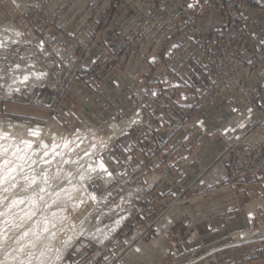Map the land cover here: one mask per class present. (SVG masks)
Listing matches in <instances>:
<instances>
[{"label": "crops", "instance_id": "0c3cea01", "mask_svg": "<svg viewBox=\"0 0 264 264\" xmlns=\"http://www.w3.org/2000/svg\"><path fill=\"white\" fill-rule=\"evenodd\" d=\"M161 4L175 14L184 27L181 33L173 34L164 41L167 55L164 65H154V69L150 68V74L143 72V56L148 55L150 44L142 42L135 47L124 70L121 66L113 65L101 71L97 78H91L83 71L64 93L56 97L45 93L43 105L34 107L31 120L57 118L72 122L89 121L98 125L115 120L135 110L137 100L133 91L136 84L143 82L146 84V118L132 125L117 139L113 153H116V148L126 145L136 151L135 155L141 162L149 165L174 156L175 149L170 146L172 143L177 149L180 148L185 157L195 155L194 147L200 144L197 161L191 167L175 166L173 169L177 172L173 171L172 176L174 181L179 182L177 186L191 183L188 193L195 196L220 186L228 178V166L239 152L229 145L221 159L218 156L227 141L234 144L242 136L253 121L255 111L232 90L219 94L211 102L197 103V96L211 80L207 65L198 58L197 43L205 42L211 47L216 45L223 21L219 7L212 0H161ZM1 9L6 17L14 18L8 5H3ZM89 14L93 16L89 37L91 49L85 64H90L92 59L114 46L118 34L127 31L132 19L141 15V7L135 0H71L57 16L51 33L72 34L80 31L82 41H88L85 29H80L74 18L78 16L83 20ZM241 18L239 49L247 60L252 61L264 43V0L247 2ZM143 74L148 76L143 77ZM254 87L264 102V90L257 81ZM169 89L174 93L172 98L164 96ZM233 97L237 102L231 104L229 101ZM134 137L139 138L141 143L133 144ZM263 173L264 170L258 175L243 178L257 183L251 189L236 188V192L231 193L236 200L225 207L226 213H214L210 209L212 206H209L207 209L213 213L194 220L192 230L188 231L185 222L190 220V214L176 207L128 253H121L119 245L104 251L98 249V263L165 264L168 258L181 263L191 258L190 252L193 250L202 253L206 248H215V252L208 256L210 263L200 261L195 264H264L261 253L264 244L225 246L231 234L250 226L241 206L248 198L264 195ZM223 190L226 191L225 188ZM221 203L222 200L218 205L220 208L224 206ZM190 232H195V236L188 240ZM173 245L177 246V250L172 249ZM89 248L87 241H77L69 252L71 261L85 260V255L90 253Z\"/></svg>", "mask_w": 264, "mask_h": 264}, {"label": "rangeland", "instance_id": "374dc122", "mask_svg": "<svg viewBox=\"0 0 264 264\" xmlns=\"http://www.w3.org/2000/svg\"><path fill=\"white\" fill-rule=\"evenodd\" d=\"M18 1L32 3L29 6L22 5L21 9H24L23 16L19 15L11 0H0V17H2V20H0V26H2L8 19H11L14 23L20 24L19 27H21V29L27 33L25 36L24 33L22 34L21 29H1L5 24L0 28V125L2 126L0 128V133L6 134L0 137V172L1 168L4 166L11 167L15 170V175L12 178H9L10 182L0 185V205L2 201L9 200L13 197L10 196V193L14 190L21 189L23 193H27L28 191L22 188L26 187V183L31 176L35 175L36 173L39 176H42L47 171H49V173L43 188L35 189V191L32 192V196H30L28 200V202L30 200L38 201V205L24 204L22 208L27 210V215L13 221L11 224H9V229L7 232L0 235V256L2 254H7L14 256L19 262H27V260L32 257L31 252L34 250V246L27 241H24V230L27 227H35L37 224H40L41 221H46L47 223L50 222L53 228H56V240L48 244L46 251L49 261L46 264H50L51 262L54 264H100L98 263V249L104 251L111 249L113 245H119L120 251H122L121 253H128L135 247V245L138 244L139 241L146 239L151 231L156 227L157 222H160V220L164 219L176 207H181L190 214V220L186 221L188 223H193L194 220L204 218L213 212L220 213L224 211L226 213L225 207L234 204L233 202L236 200V198L232 197L231 195L232 191L223 190L224 186H228L233 181H237V178H234L232 175H230V164L228 166V170L230 172L229 178H227L220 186L218 185L217 187L211 188L210 190L202 192L199 195L196 194L195 196H192L190 193H188L191 183L187 186H177L179 182L174 181L172 178L173 171H176V169H173L175 166H177L176 168L191 167L197 161V156L200 151V144H196L194 147L193 153L195 155L185 157L183 156L182 152L179 151L180 148L177 149L176 145L172 143L170 146H172L171 148L175 149L173 151V154H175L174 156L172 155V157L170 156L167 159L165 157L161 159L160 163H151L149 165H145L143 162H141L135 155L136 151H134V149H129V147H126V145H122L123 147L121 148H116V153H113V148H115L114 146L117 139L123 135V133L127 132L132 127V125L142 122L146 118V95L144 91L146 84L143 82L136 84V87L133 91L134 98L137 100V107L135 110L132 113L115 120L101 123L100 125L89 121L72 122L57 118L31 120V115L34 113V107L43 105V96L45 93L51 94L55 97L64 93L72 85V83L81 76L83 71H86L91 78H97L101 71L113 65L121 66V68L124 70L126 68V62L129 60L133 52H123L118 55L116 61L111 63H106L105 60L100 58H102L108 50L115 48L118 43L122 42V39L125 38L124 34L130 29L132 22H130L127 31L118 34L117 41L112 48L102 52L96 59L94 58L95 60L92 59V65L91 63L85 64V58L91 49V40L89 37L91 36L90 23L93 18L92 14H89L88 17L83 20L78 16L74 18L75 21L80 25V29L81 27L82 29H85V36L88 38V41L85 40L83 42V35L79 33L80 31L72 32V34H61L57 32L53 35L51 33V29L55 25L57 16L66 9L71 0H66L65 2L64 0H53L49 4L50 11L47 12L45 9L48 0H17V2ZM3 5H8L10 7L11 13L14 14V18L6 17V13L1 9ZM48 12H50L48 16L52 19V21L46 29L47 36L44 37L49 38V41L45 42V40H43L44 44L39 49L34 34L32 32L30 33L28 29L33 24H35L37 29L42 32L43 17H46ZM29 19H32V22ZM105 25H107V23ZM28 33H30V35H28ZM19 34L20 38H17L16 35ZM37 37L40 39L38 35ZM72 38L73 42H71V44H73L74 48H77V51L73 54L75 59L70 61V59L67 60L65 58L66 53H63V50L67 48L70 43L69 39ZM15 40H20V42ZM59 44H62L61 46L64 48H56L59 46ZM154 48V46H150L148 55L143 56L142 61L141 69H143V72L146 71L149 74L152 72L150 71V68L154 69V65L161 67L166 63L167 59L165 47L163 53L157 58H154L153 56ZM98 59H100L99 63H97ZM71 62L72 69L70 68ZM25 64L26 67L23 68L24 70H19L17 74L13 73L15 67H18V65L23 66ZM38 70L39 73H37ZM66 72H68V76L66 80L60 84ZM144 76L147 77L148 75L143 74V77ZM25 77L28 78L29 82H27ZM14 82L15 84H13ZM17 86L18 90L20 89L19 92L17 89H15ZM8 87H11L12 93L7 91ZM135 93L138 97L135 96ZM141 94H143V97H140ZM164 94L166 98H172L174 93L172 92V89H169L164 92ZM139 110L142 116L140 120L130 125L129 129L124 131L116 139L110 149H105L93 158L94 162L103 164L107 172H109L110 177L107 180L99 176V174H92L88 177L83 175L82 181L79 174L76 177L66 179L64 184L61 183V178L65 176L64 175L60 177V170L62 169L60 168L57 170L52 168V170L50 167L51 163H55V160L57 161V165H60V167L63 166L65 160L63 158L54 157V155L61 151L59 150L61 149L59 145H62V143H60V140H56V144H53L55 137L52 135H49L50 137L47 136L49 138L44 137V142H47L44 144L42 141L41 145H37V147L31 151V156H22L18 154L16 150L18 143L19 145L21 144L29 148L32 147L33 144H36L35 142L38 141H34L33 139H36L35 137H38L43 131V127L49 123L58 125L59 127H57L60 130H64L66 133H77L79 130L88 127L91 129L96 128L97 131L104 134L109 132V125L116 124L118 121L120 122L124 118H131ZM10 124L14 125V127H21L24 132L21 131L22 134L20 133V135H17V128L11 129ZM33 132H37L38 135H34ZM72 135L73 138L77 136L75 134ZM48 140L49 145L51 144V148L48 145ZM15 141H18V143H15ZM123 141L124 140H122V142ZM24 142H28L30 144ZM139 142V138L136 137H134L132 140V143L135 145L139 144ZM86 150L90 151L91 149L88 147ZM65 184L70 185L71 188H67L68 190L66 188L64 189V187L67 186ZM240 186V184L233 185L234 191L236 192V188H241ZM78 187H80V191L78 190L79 192L84 191L85 195L91 192L95 197H97V199L100 200L98 205L95 206L93 199H87V196L81 197L83 201H81V198H77V200H80V204L73 206L72 204L70 205L69 203L63 202L60 199L57 200L56 198L54 203H50L49 205L42 204L43 201L47 202L48 196L52 197L54 193H58L60 198L61 195H65L66 192L71 193L75 188L78 189ZM75 195H77V193H75ZM65 196H67V194ZM84 198H86L87 201L86 199L84 200ZM221 200V205H224L222 208L218 206ZM244 203L245 204L241 206V210L246 212L248 224H250V226L245 230L231 234L225 246H239L235 244V239L232 237L233 235L249 230L254 231V233L251 235L248 234L247 237H253L256 236L258 231L251 229L264 230V195L260 197L248 198L247 202ZM211 204H215L217 207H214ZM209 206H212L210 209H213V212L207 209ZM256 206L259 207L257 209L258 214L256 217L250 220L248 212L252 213ZM215 208L220 209L215 211ZM73 209L77 210L74 211ZM63 211H67V214H65L66 216L68 215L66 219L69 222L67 220L64 221ZM123 215H125V217L122 222H120V217ZM5 217L6 215H2V220ZM86 217L88 218L89 222L88 227L93 226V228L96 227L94 230H98V228L99 230L96 231L97 233L94 230L90 233L87 231H84L85 233H81L76 242L81 240L87 241L90 246V253L85 255V260L74 263L69 257V252L76 242L68 250L65 256L61 255L60 253V249L62 248L61 245H63V241L68 236L69 230L71 229V226L69 225L70 221L73 223H79ZM23 221L25 224H18L19 222ZM251 224L254 225V228L251 227ZM112 228H114V231ZM186 228L188 231L192 230V227L188 228L186 226ZM249 231L244 233L246 234ZM193 233L190 232L188 237H190ZM244 233L242 235L246 237ZM40 234L45 233L34 234L29 240L32 242H38L41 240L40 238L44 237V235ZM261 235L262 234L260 233L257 238L259 239ZM38 236L39 238H37ZM192 236H195V234ZM133 237L136 239L129 243ZM36 239H38V241H36ZM246 244H264V241L257 240ZM211 249L215 248H206L202 253H198L196 251V255H201ZM261 253H263L262 256H264V251ZM211 255L212 254L208 256ZM55 259L58 260L55 261ZM191 260H193V258H189L181 263H177L175 259L168 258L165 264H189V261ZM206 261L210 263L209 257H206L204 260H202V262ZM0 264H4L1 258Z\"/></svg>", "mask_w": 264, "mask_h": 264}, {"label": "built area", "instance_id": "2783aa9c", "mask_svg": "<svg viewBox=\"0 0 264 264\" xmlns=\"http://www.w3.org/2000/svg\"><path fill=\"white\" fill-rule=\"evenodd\" d=\"M11 1L21 16L24 15V9H21L22 5L29 6L32 4L30 2H17V0ZM52 1L53 0H48L45 9L46 12L50 11L49 4ZM65 1L66 0H64V2ZM135 1L142 8V13L132 20L131 27L128 32L124 34L125 38L122 39V42L118 43L115 48L108 50L107 53L100 58L105 60L106 63L116 61L118 55L123 52H133L135 47L144 41H147L151 47H155L153 49V56L157 58L164 51V40L171 38L173 34L181 33L184 29L183 24L178 20L177 16L162 6L161 0ZM212 1L219 7L223 21L214 47L208 46L205 42L197 43L198 58L207 65L211 78L207 88L197 96L198 104L211 102L219 94L232 90L238 93L245 104L255 111L253 121L246 127L242 136L234 144H230L232 150L237 147L241 148L239 154L230 162V175L237 178V181H233L228 186H224L226 191L234 192L233 185L235 184L241 185L240 190H242V188L251 189L257 182H248L243 178L245 176L256 175L264 170V102L261 100L260 95H258L254 87V82L257 81L264 90V43L261 44L258 54L252 61L247 60L239 49V35L242 26L241 12L245 4L250 0ZM49 13L50 12L47 13L46 17H43L42 32L37 29L35 24L28 29V31L31 30L36 37L37 35L40 37V39L37 38L42 44H44L43 40H45V42L49 41V38L44 37L47 36L46 29L52 21L48 16ZM29 20L32 22V19ZM4 24L14 29H21V27H19L20 24L14 23L11 19H8ZM2 26H0V28ZM21 30L24 31L23 29ZM73 38L69 39V45L63 50V53H66L65 58L67 60L70 59V61L75 59L73 54L77 51V48H74L73 44H71ZM61 45L62 44H59L56 48H64ZM100 59H98L97 63L100 62ZM70 68L72 69V62ZM67 76L68 72L65 73L60 84L66 80ZM135 96L138 97L136 93ZM140 97H143V94H141ZM236 102L237 99L234 97L229 101L231 104ZM257 209L256 215L258 214ZM221 213L225 212L222 211ZM185 225L191 228L193 223L185 222ZM251 227L254 228V225L251 224ZM194 234L195 232L191 234V236ZM237 235L238 234L232 236L235 241V236ZM191 236L188 237V240L192 238ZM134 239L136 238L133 237L129 243ZM257 240L264 241V233H262L259 239L255 238L240 243L235 242V244L243 245ZM172 248L173 250H177L176 245H173ZM215 250L216 249H211L201 255H196V251H191L190 256L193 260L189 261V264L204 260L208 255L213 254ZM206 263L209 262L206 261Z\"/></svg>", "mask_w": 264, "mask_h": 264}, {"label": "bare ground", "instance_id": "6f19581e", "mask_svg": "<svg viewBox=\"0 0 264 264\" xmlns=\"http://www.w3.org/2000/svg\"><path fill=\"white\" fill-rule=\"evenodd\" d=\"M5 26L6 25H4L1 29L5 30V29L9 28V29L14 30V28H12L10 26L9 27L8 26L5 27ZM29 31H30V33L32 32L31 30H29ZM23 33L26 36L27 33L24 32V31H22V34ZM30 33H28V35H30ZM34 36H35V34H34ZM16 37L17 38H20V34L19 35H16ZM35 39L37 40V43H38L37 45H38V47L40 49L43 46V44L40 42V40L36 36H35ZM15 41H19L20 42V40H15ZM34 63H36V62H34ZM26 64L23 65V66L22 65H18V67H15L13 73L17 74L19 70H21L24 67H26ZM33 66H35V65H33ZM37 73H39V70H38ZM25 74H27V73H25ZM30 74H32V73H30ZM29 77H30V75H29ZM45 78H46V76H45ZM33 80H35V79H33ZM27 82H29L28 81V78H27ZM47 83H48V81H47ZM13 84H15V82ZM25 86H27V85H25ZM11 87H8L7 88V91L9 93H12L11 92ZM29 87H31V86H29ZM22 88H23V86H22ZM15 89L18 90V86ZM31 89H29V90H31ZM19 90H18V92H19ZM141 117H142L141 116V112L139 110L131 118H124L120 122L118 121V123H116V124L109 125L108 126L109 132L108 133H104V134H102L99 131H97L96 128L95 129H91V128H88V127H85L84 129L79 130L77 133H74V132L73 133H66L64 130H62V129L60 130L58 128L59 127L58 125H55L53 123H49V124H46L43 127V131L40 133V135L38 137H35L36 139H33L34 141H38V142H35L36 144H33L32 147L29 148V147H25V146H23L21 144L19 145L18 141H15V143L16 142L18 143V146H17V149L16 150H17L18 154H20L22 156H31L32 155L31 154L32 153L31 151H33L37 147V145H41V142L42 141L43 142L45 141V138L44 137H47L49 135H52L53 137H55L54 138L55 141L53 142V144L56 142V140H60V143H62V145H59V147L61 148L59 150H61V151L58 152V154L54 155V157L63 158L65 160L64 163H63V166L60 167V165H57L56 164L57 161L55 160V163H51V167H50L51 169L52 168H55L57 170L60 169V168L62 169V170H60V174H61L60 177H62L64 175L65 176L61 178V180H62L61 183L64 184V181L66 179L71 178V177H76L79 174H80V177H83V175H86V177H88V176H91L92 174H99V176H101V177H103V178H105L107 180L110 177L109 172H107V170H106L105 167H103V168L100 167L101 163L94 162L93 161V158L97 154H100L105 149H110L112 147L113 143L116 141V139L124 131L128 130L129 127H130V125H132L134 122H138ZM1 127L2 126L0 125V128ZM10 128L11 129L17 128L16 129V130H18L17 133H16L17 135L18 134L20 135V133L22 134V132H24L21 127H16V126L14 127V125H11ZM72 134H75L77 136L75 138H73V135ZM31 137H33V136H31ZM49 137H47V138H49ZM73 141H75V142H73ZM46 142H44V144ZM12 144H14V143H12ZM28 144H30V143H28ZM48 145H49V140H48ZM50 145H49V147H50ZM229 145H230V143L227 141L224 150L219 154L218 158L227 150V148L229 147ZM88 147L91 149L90 151L89 150L88 151L86 150ZM237 150L239 152L241 150V148L240 147H237ZM50 152H51V150H50ZM35 154H36V152H35ZM2 168H1V172H0V185H3L4 183H9L10 182L9 181V178H12L15 175V170L13 168L8 167V166L7 167L4 166ZM48 173H49V171H47L46 173H44L42 176H39L37 173L35 175L31 176L29 178V180L27 181V183H26V187L22 188V189L28 191L27 193H23V191L21 189L14 190V191H12L10 193V196H13L11 199L2 201V203L0 205V235L2 233H6L7 232V230L9 229V224H11L13 221H15L16 219H20V217H22V216L25 217L27 215V210L22 208V206L24 204H27V205H35L36 204V205H38V201L30 200L28 202V200H29L30 196H32V192L35 191V189H37V188H43V186L45 185L44 183L47 180V179H45V177L46 178L48 177ZM262 178L264 180V173L262 175ZM33 180H34V182H33ZM81 180H82V178H81ZM65 185H67V184H65ZM65 188L66 189L67 188H71V186L70 185H67L66 187H64V189ZM79 188L80 187H78V189L75 188L74 191L71 192L72 194L66 192L67 196H65L66 194L65 195H61L60 198H59L60 195H58V193H56V194L54 193L52 195V197L51 196H48L47 202H44L43 201L42 204L43 205H49L50 203H54L55 198H56L57 200L60 199L63 202L69 203L70 205L72 204V206H73V205L80 204V200H77V198H81L83 196H87L86 197L87 199H89V198L90 199H93V202L95 203V206L98 205V203H99L100 200L97 199V197H95L91 192L88 193L89 195L88 194L85 195L84 191L79 192L80 191ZM81 188H82V186H81ZM86 190H87V187H86ZM60 191H62V190H60ZM75 193H77V195H75ZM86 198H84V200ZM87 199H86V201H87ZM13 201H17V203L13 204ZM20 201H22V202H20ZM81 201H83L82 198H81ZM69 204H67V205H69ZM258 206H256L254 208V210H253L252 213H249L248 212L250 220H252L255 217V215H256V209L258 208ZM74 207H76V206H74ZM76 210H74V211H76ZM66 212L67 211H65V212L63 211V213H64V216H63L64 221L67 220L66 217L68 216V215L66 216V214H67ZM68 213H69V211H68ZM2 215H6V217L3 220H2ZM71 215H69V216H71ZM124 217H125V215H123L122 217H120V222H122V220L124 219ZM18 224H25V222L24 221L23 222H19ZM66 224H69V223H66ZM88 224H89V222H88V218L87 217L83 221H81L79 223H73V222L70 221V224L69 225L71 226L70 227L71 229L69 230L68 236L64 239L63 245H61L62 246V248L60 249L61 255H64L65 256V254L68 252V250L74 245V243L76 242V240L79 238V236L81 235V233H83L84 231H87V232L90 233V232H93L94 229H96V227L93 228V226L88 227ZM114 228H112L113 231H114ZM98 230H99V228H98ZM98 230H94V231L96 232ZM251 230L258 231V233L256 234V236L247 237L248 234L251 235V234L254 233V231L246 230V231L241 232L237 236H235V238H236V241L235 242H239L240 243L242 241H249V240H252V239L257 238L260 235V233L261 234L264 233V230L263 229H251ZM247 231H249V232L245 234L244 232H247ZM55 232H56V228H53L52 224L50 222L47 223L46 221H41L40 224H37L35 227H27L24 230L23 239H24V241H27L28 243H30V244H32L34 246V250L31 252L32 253V257L30 259H28L27 262L25 261L23 263V261H20V262L17 261V259L14 256L7 255V254H2L0 256L2 262L4 264H46V263H48L49 262L48 261V254H46V251H47V248H48V244L50 242H54L56 240L55 239L56 238L55 237ZM37 233H45V234H40V235H44V237L40 238L41 240H39V241H38V239H36V241H38V242H32L31 240H29L32 237V235L37 234ZM243 233H244V235H246V237H244L242 235ZM37 238H39V236ZM20 246H21V244H20ZM59 256H60V254H59ZM49 259H50V257H49ZM56 260H58V259H55V261ZM51 263H53V262H51Z\"/></svg>", "mask_w": 264, "mask_h": 264}, {"label": "snow or ice", "instance_id": "6c2138e0", "mask_svg": "<svg viewBox=\"0 0 264 264\" xmlns=\"http://www.w3.org/2000/svg\"><path fill=\"white\" fill-rule=\"evenodd\" d=\"M25 79H27V77H25ZM33 134H34V135H38L37 132H33ZM4 135H6V134H4V133H0V137H2V136H4ZM24 143H28V142H24ZM29 146H30V145H29ZM100 167L103 168L104 165L101 164ZM81 178H83V177H81ZM45 179H47V178L45 177ZM33 182H34V180H33ZM20 202H22V201H20ZM15 203H17V201H13V204H15Z\"/></svg>", "mask_w": 264, "mask_h": 264}]
</instances>
